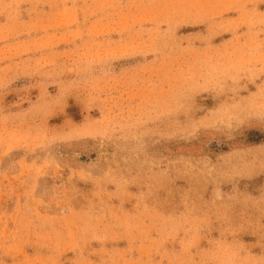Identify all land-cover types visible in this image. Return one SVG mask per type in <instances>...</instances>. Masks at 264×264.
I'll return each mask as SVG.
<instances>
[{
	"label": "rangeland",
	"instance_id": "374dc122",
	"mask_svg": "<svg viewBox=\"0 0 264 264\" xmlns=\"http://www.w3.org/2000/svg\"><path fill=\"white\" fill-rule=\"evenodd\" d=\"M0 264H264V0H0Z\"/></svg>",
	"mask_w": 264,
	"mask_h": 264
}]
</instances>
